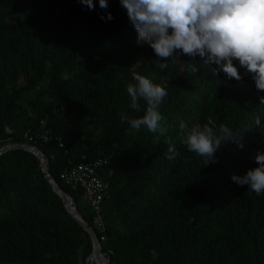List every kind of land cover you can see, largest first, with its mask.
<instances>
[{
  "label": "trees",
  "instance_id": "16d2710c",
  "mask_svg": "<svg viewBox=\"0 0 264 264\" xmlns=\"http://www.w3.org/2000/svg\"><path fill=\"white\" fill-rule=\"evenodd\" d=\"M19 5L0 0V147L28 144L46 155L50 177L92 225L108 264H264V193L231 179L257 167L254 156L264 153V130L254 123L259 116L264 125V92L251 75L234 61L242 79H226L214 65L184 55L159 61L168 65L160 70L153 50L137 43L119 0H107L106 9L98 0L93 9L80 0ZM134 74L166 88L163 131L121 122V113H145L143 100L138 112L130 106ZM195 124L217 132L224 124L238 135L206 164L183 143ZM36 134L51 140H28ZM169 141L173 160L165 155ZM109 156L98 229L82 188L59 174ZM91 253L88 232L53 190L40 159L21 148L1 153L0 264H90Z\"/></svg>",
  "mask_w": 264,
  "mask_h": 264
},
{
  "label": "clouds",
  "instance_id": "9594fccd",
  "mask_svg": "<svg viewBox=\"0 0 264 264\" xmlns=\"http://www.w3.org/2000/svg\"><path fill=\"white\" fill-rule=\"evenodd\" d=\"M80 2L94 8L93 0ZM98 3L107 8V0ZM119 3L137 32V43H147L153 50L160 70L168 65L159 61L177 62L181 55L199 57L205 64L214 65V70L223 73L226 79L240 81L242 76L234 64L237 61L251 75L257 91L264 92V0H119ZM107 18H112L110 13ZM188 66L194 73L197 71L195 65ZM134 80L136 83L127 85L130 106L138 112L143 100L145 113L135 119L121 113V122L128 120L135 130L143 127L151 133L163 131L164 117L159 109L168 96L166 88L139 74H134ZM260 103L264 104V96H260ZM254 123L264 130L259 116ZM179 129H187L185 121L180 120ZM237 135L224 124L218 132L208 124H195L186 131L183 143L189 152L206 158V164L215 163L217 150ZM165 155L169 160L176 156L170 141ZM254 160L257 167L242 176L233 174L231 179L260 195L264 193V153L258 151Z\"/></svg>",
  "mask_w": 264,
  "mask_h": 264
},
{
  "label": "built area",
  "instance_id": "2783aa9c",
  "mask_svg": "<svg viewBox=\"0 0 264 264\" xmlns=\"http://www.w3.org/2000/svg\"><path fill=\"white\" fill-rule=\"evenodd\" d=\"M62 109L63 107L61 106L60 110ZM38 137H40L43 142H49L51 140L49 134H43L41 136L38 134L34 136L28 135V140L34 141ZM55 139L59 145H63L64 141L61 136H57ZM109 159L110 156L93 161L73 164L59 174V178L65 183L78 185L82 188L84 200L90 206L92 211V222L98 229H104V224L101 218V204L105 191L109 186V181L103 173L102 168ZM100 239H104V237L101 236Z\"/></svg>",
  "mask_w": 264,
  "mask_h": 264
},
{
  "label": "water",
  "instance_id": "95a60500",
  "mask_svg": "<svg viewBox=\"0 0 264 264\" xmlns=\"http://www.w3.org/2000/svg\"><path fill=\"white\" fill-rule=\"evenodd\" d=\"M14 148H21L28 150L35 154L41 161L42 165V170L48 179L49 183L51 184L53 190L62 198V201L64 202L65 207L67 210L71 213V215L83 226V228L88 232L91 242H92V253L91 255L87 258L88 259L92 256H95L97 253H99L104 261L105 264H108L109 259L108 257L103 253L102 249L100 248L99 240L96 235L95 230L93 229L92 225L88 223L83 216L79 213V211L76 208V204L73 201V199L67 195L58 185V183L55 180H52L48 171L49 167V161L46 155L40 151L38 148L34 146H30L27 144H20V143H10L7 145H4L0 147V154ZM89 264V263H88Z\"/></svg>",
  "mask_w": 264,
  "mask_h": 264
},
{
  "label": "bare ground",
  "instance_id": "6f19581e",
  "mask_svg": "<svg viewBox=\"0 0 264 264\" xmlns=\"http://www.w3.org/2000/svg\"><path fill=\"white\" fill-rule=\"evenodd\" d=\"M94 261L96 262V264H105L99 253H97L93 257L92 256L90 257V260H89L90 264H92L91 262H94Z\"/></svg>",
  "mask_w": 264,
  "mask_h": 264
},
{
  "label": "rangeland",
  "instance_id": "374dc122",
  "mask_svg": "<svg viewBox=\"0 0 264 264\" xmlns=\"http://www.w3.org/2000/svg\"><path fill=\"white\" fill-rule=\"evenodd\" d=\"M20 2L19 8H21L23 5H31L34 0H18ZM13 15H17V12H13ZM92 264H96V262H91Z\"/></svg>",
  "mask_w": 264,
  "mask_h": 264
}]
</instances>
